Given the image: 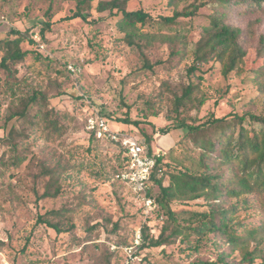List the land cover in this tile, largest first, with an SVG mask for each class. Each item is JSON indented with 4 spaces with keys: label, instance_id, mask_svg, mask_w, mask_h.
Returning <instances> with one entry per match:
<instances>
[{
    "label": "rangeland",
    "instance_id": "rangeland-1",
    "mask_svg": "<svg viewBox=\"0 0 264 264\" xmlns=\"http://www.w3.org/2000/svg\"><path fill=\"white\" fill-rule=\"evenodd\" d=\"M191 4L198 5L194 16L142 29L156 36V41L143 49L152 65L148 69L139 51L123 41L116 23L119 16L107 11L98 13L97 1L83 21L72 18V0H0V39H13L11 31H17L34 42L21 43V49L30 54L14 67L16 73L8 75L0 69V264H125L128 258L124 249L134 245L137 233L142 237L145 225L152 236L159 235L167 220L165 211L151 213L149 209L145 214L131 188L113 177L121 148L108 139L91 141L89 119L102 117L113 132L127 134L141 143L150 137L152 154L162 158L157 177L163 175L162 184L168 186V176L177 169L201 170L200 151L194 137L184 129H174L165 136L158 130L174 127L181 120L196 126L226 117L231 125L234 116L264 115V74L255 75L261 64L255 49L264 37V17H244L237 8L232 9L227 20L233 27L241 31L253 28L240 36L249 51L242 72L224 77L213 60L188 73L200 28L208 25L213 12L207 0H181L175 4L169 0H131L127 10L142 9L158 20ZM45 23L50 29L41 35ZM2 54L0 50V57ZM189 83L198 86L199 92L193 97L203 98L204 103L199 109L188 104L176 112L174 94L179 95ZM33 91L48 96L64 93L47 104L59 118V133L48 136L41 120L38 126L31 123L35 109L3 129L9 114ZM123 119L137 125L118 122ZM242 126L257 128L247 117ZM218 131L209 129L205 137L214 138ZM11 132L15 133L17 151L4 139ZM44 165L60 167V195L37 200L49 180L39 175ZM158 193L154 187L153 201ZM235 202L231 199L229 205ZM169 208L177 218L174 227L178 226L182 234L159 248L142 250L140 242L132 264L211 263L220 252L228 250L227 246L217 247L213 236L196 242L195 236L185 230L186 212L205 210L202 200L175 199L169 202ZM51 210L59 214L49 219L66 232L57 235L45 226L32 230L36 217ZM235 221L242 225L240 233L258 230L264 224V196H250L248 204L238 207ZM185 236L188 241H181ZM260 237L264 240V233L257 232V240ZM27 240L26 250L22 251ZM255 243L251 242L249 250ZM238 255L235 251L228 261L239 259Z\"/></svg>",
    "mask_w": 264,
    "mask_h": 264
},
{
    "label": "trees",
    "instance_id": "trees-1",
    "mask_svg": "<svg viewBox=\"0 0 264 264\" xmlns=\"http://www.w3.org/2000/svg\"><path fill=\"white\" fill-rule=\"evenodd\" d=\"M72 1L75 4L72 18H80L86 21L87 11L91 9V4L95 1H97L95 9L98 13L107 11L109 15L119 16L116 23L119 31L124 35L123 41L139 51L141 57L144 58V66L148 69H152V65L145 58L143 49H147L149 43L156 41V36L145 33L142 29L148 25L161 24L165 26L174 24L179 18L194 16L198 9V5L191 4L189 8L174 12L172 16L159 17L158 20H154L142 9L128 11L127 5L131 0ZM179 1L181 0H169L173 4ZM207 1L213 6V12L209 16L208 25L200 28V38L196 42L193 51V65L189 68L188 73H194L199 65L209 60H213L220 65L224 77L232 72L240 73L249 53L248 49L243 47L240 36L242 32L250 33L249 31H252L253 27L250 28L249 26L246 31H241L233 27L227 18L232 9L236 8L244 17L256 14L264 17V0ZM49 29L50 25L48 23L43 24L41 35ZM10 35H13L14 38L0 39V50L3 52L0 57V69L8 75L16 73L14 67L24 61L30 54L29 51L21 49V43L24 41L34 43L29 38L25 39V36L17 31H11ZM255 54L261 63L255 70V75L260 76L264 74V37L262 36L259 39L258 48L255 49ZM39 57L36 54L35 59ZM59 88L60 85H57V89ZM194 92H199L198 86L189 83L181 88L179 95L174 94L176 112L187 107L188 104L190 108L194 107L193 109H199L203 105L204 99L193 97ZM62 96H64V93L61 91L53 96H48L45 92L33 91L30 96L20 101V107H16L15 111L9 114L3 129L5 130L12 120L24 118L35 109L31 114V123L33 122L34 125L38 126L41 120L42 129L48 132V136L52 133H59L61 130L59 118L53 108H47V104L51 99ZM246 117L253 125H257V128H244L242 123ZM227 119L226 117L216 118L196 126L185 124L181 120L174 127L158 130V133L162 136L168 135L174 129H184L187 135H192L195 146L200 151L199 165L201 170L177 169L176 172L168 176V186H163V175L157 177V174L161 171L162 158L160 156L155 157L156 166L150 175L149 194L151 196L154 187L158 188L159 193L153 197L154 201L150 211L152 213L153 211L159 212L160 209L164 210L167 220L157 237L150 234V228L147 225L143 227V240L140 246L142 250L171 244L172 238L182 234L178 226L174 227V224H177V218L169 208L170 201L175 199L185 201L202 200L206 207L205 210L186 212L188 224L185 230L190 235L195 236L196 242L213 236L217 247H228L227 251L219 253L215 262L203 264H255L256 261H259L257 264H264V249L260 248L264 245V240L261 237L258 240L256 238L257 232L264 233V224L258 230H244L243 234L239 232L242 225L235 221L238 207L248 204L250 196L255 195L259 198L264 196V115L234 116L231 125L226 122ZM118 122L124 125H137L129 119L118 120ZM222 125L226 127L221 129ZM209 129L216 131L219 129L218 134L214 138H206L205 134ZM4 139L12 145L13 151H17L18 145L14 141V132L7 134ZM90 140H95L93 134H91ZM138 142L146 147L147 155L152 156L150 148L152 139L146 136L142 143ZM126 165L127 158L121 150L118 156V166L113 173V177L118 179L117 176L125 170ZM60 171L58 165L53 168L45 165L41 166L39 175L48 177L49 180L45 185L42 196L37 195V200L55 198L60 195L58 186V173ZM231 199H235L237 202L229 205ZM58 214L57 211L51 210L43 215H38L32 230L45 226L52 229L57 235L65 233L66 230H61L57 223L49 219L50 216ZM187 238L188 236H185L181 241L187 242ZM253 241H256V243L249 250V245ZM27 245L28 240L25 242L22 251L26 250ZM235 251L239 253V259L228 261Z\"/></svg>",
    "mask_w": 264,
    "mask_h": 264
},
{
    "label": "built area",
    "instance_id": "built-area-1",
    "mask_svg": "<svg viewBox=\"0 0 264 264\" xmlns=\"http://www.w3.org/2000/svg\"><path fill=\"white\" fill-rule=\"evenodd\" d=\"M68 68L74 71L71 66ZM87 128L94 138L108 139L117 144L124 152L127 158V165L117 178L131 188L137 198L141 200L144 213L147 214L153 203V199L149 194L150 175L156 166L155 157H159V155L152 154V156H148L145 148L136 138L127 134L113 132L109 128L106 119L102 117L89 119ZM142 240L143 238L137 233L134 245L124 249L128 258L125 264H132L136 257L138 245Z\"/></svg>",
    "mask_w": 264,
    "mask_h": 264
}]
</instances>
